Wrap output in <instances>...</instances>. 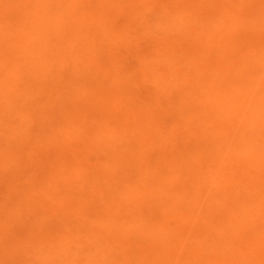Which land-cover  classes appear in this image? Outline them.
Instances as JSON below:
<instances>
[{"label": "rangeland", "instance_id": "obj_1", "mask_svg": "<svg viewBox=\"0 0 264 264\" xmlns=\"http://www.w3.org/2000/svg\"><path fill=\"white\" fill-rule=\"evenodd\" d=\"M263 13L0 0V264H264Z\"/></svg>", "mask_w": 264, "mask_h": 264}, {"label": "bare ground", "instance_id": "obj_2", "mask_svg": "<svg viewBox=\"0 0 264 264\" xmlns=\"http://www.w3.org/2000/svg\"><path fill=\"white\" fill-rule=\"evenodd\" d=\"M40 1H42V0H40ZM43 1H45V0H43ZM100 1H101V0H100ZM105 1H106V0H105ZM35 2H36V1H35ZM78 2H79V1H78ZM36 4H37V2H36ZM94 4H95V3H94ZM110 5H111V4H110ZM96 7H97V6H96ZM36 8H37V7H36ZM72 10H73V9H72ZM37 11H38V9H37ZM84 12H85V11H84ZM263 14H264V13H263ZM86 15H87V14H86ZM66 16H67V15H66ZM62 17H63V16H62ZM64 18H65V17H64ZM49 19H50V18H49ZM49 19H48V20H49ZM51 19H52V18H51ZM53 19H55V18H53ZM76 19H77V18H76ZM80 19H81V18H80ZM230 20H231V19H230ZM60 23H61V22H60ZM64 23H65V22H64ZM71 24H72V23H71ZM56 25H57V24H56ZM66 25H67V24H66ZM256 25H257V24H256ZM57 26H58V25H57ZM54 27H55V26H54ZM57 28H58V27H57ZM62 28H63V27H62ZM60 30H63V29H60ZM252 30H253V29H252ZM3 31H4V30H3ZM57 32H58V31H57ZM59 32H60V31H59ZM57 36H58V35H57ZM56 38H57V37H56ZM74 39H75V38H74ZM25 41H26V40H25ZM5 42H6V41H5ZM24 45H25V44H24ZM26 45H27V43H26ZM28 45H29V44H28ZM258 45H259V44H258ZM75 47H76V45H75ZM0 48H1V47H0ZM183 48H184V47H183ZM1 49H2V48H1ZM10 49H11V48H10ZM12 51H13V50H12ZM75 51H76V50H75ZM108 51H109V50H108ZM259 51H260V50H259ZM9 52H10V50H9ZM16 53H17V52H16ZM25 54H26V53H24V55H25ZM12 55H13V53L11 54V56H12ZM15 55H16V54H15ZM1 56H2V55H1ZM3 56H4V55H3ZM243 56H244V55H243ZM16 57H17V55H16ZM21 57H22V56H21ZM245 57H246V56H245ZM2 60H3V59H2ZM4 60H5V59H4ZM24 61H25V60H24ZM255 61H257V60H255ZM2 62H3V61H2ZM5 62H6V61H5ZM8 62H9V61H8ZM49 62H50V61H49ZM234 62H235V61H234ZM252 62H253V61H252ZM261 62H262V61H261ZM28 63H29V62H28ZM55 63H56V62H55ZM26 64H27V63H26ZM262 64H263V63H262ZM262 64H261V65H262ZM2 65H3V64H2ZM6 65H7V64H6ZM16 65H17V64H16ZM229 65H230V64H229ZM12 66H13V65H12ZM14 66H15V65H14ZM6 67H7V66H6ZM16 67H17V66H16ZM56 67H57V66H56ZM14 68H15V67H14ZM59 69H60V68H59ZM4 70H5V69H4ZM11 70H12V69H11ZM17 70H18V69H17ZM197 70H198V69H197ZM8 71H9V70H8ZM8 71H7V72H8ZM20 71H21V70H20ZM251 71H252V70H251ZM10 72H12V71H10ZM220 72H221V71H220ZM8 73H9V72H8ZM13 73H14V72H13ZM261 73H262V72H261ZM91 74H92V73H91ZM251 74H252V73H251ZM262 74H263V73H262ZM5 75H6V74H5ZM6 76H7V75H6ZM91 76H92V75H91ZM8 77H9V75H8ZM239 77H240V76H239ZM251 77H253V76L251 75ZM251 77H250V78H251ZM250 78H249V79H250ZM83 79H84V78H83ZM240 80H241V79H240ZM242 80H243V79H242ZM244 80H245V79H244ZM252 80H253V79H252ZM256 80H258V79H256ZM229 81H230V80H229ZM245 81H246V80H245ZM254 81H255V80H254ZM257 82H258V81H257ZM83 83H84V82H83ZM238 85H241V84H238ZM253 85H254V84H253ZM255 85H256V84H255ZM255 85H254V86H255ZM258 85H259V84H258ZM72 86H73V85H72ZM86 88H87V87H86ZM225 88H226V87H225ZM244 88H245V87H244ZM247 88H248V87H247ZM258 88H259V87H258ZM66 89H67V88H66ZM72 89H73V88H72ZM245 89H246V88H245ZM262 89H263V87H262ZM252 90H253V89H252ZM249 91H251V90L249 89ZM241 92H242V91H241ZM263 92H264V91H263ZM263 92H261V93L263 94ZM12 93H13V92H12ZM69 93H70V92H69ZM253 93H256V92H253ZM258 93H259V91H258ZM77 94H78V93H77ZM247 94H248V93H247ZM253 95H254V94H253ZM236 96H237V95H236ZM247 96H248V95H247ZM249 96H252V95H249ZM249 96H248V97H249ZM69 97H70V96H69ZM79 97H80V96H79ZM215 97H216V96H215ZM218 97H219V96H218ZM261 97H262V96H261ZM249 98H250V97H249ZM258 98H259V97H258ZM73 100H74V99H73ZM240 100H241V99H240ZM249 100H250V99H249ZM257 101H258V100H257ZM262 101H263V99H262ZM215 102H216V101H215ZM248 102H249V101H248ZM251 102H252V100H251ZM262 104H263V103H262ZM245 105H246V103H245ZM245 105H244V106H245ZM249 105H250V103H249ZM237 106H238V105H237ZM237 106H236V107H237ZM263 106H264V105H263ZM263 106H262V107H263ZM246 107H247V106H246ZM250 107H251V106H249V109H250ZM239 108H240V107H239ZM254 108H255V107H254ZM254 108H253V109H254ZM256 109H257V106H256ZM59 110H60V109H59ZM238 110H239V109H238ZM244 110H245V109H244ZM260 111H261V109H260ZM213 112H214V111H213ZM249 112H250V111H249ZM252 112H253V111H252ZM262 112H264V110H262ZM241 114H242V113H241ZM253 114H254V113H253ZM70 115H71V114H70ZM224 116H225V115H224ZM240 116H241V115H240ZM243 116H245V115H243ZM205 117H206V116H205ZM227 117H228V116H227ZM253 117H254V116H253ZM247 118H249V117H247ZM220 119H221V118H220ZM253 119H254V118H253ZM68 121H69V120H68ZM115 121H116V120H115ZM257 121H258V120H257ZM78 122H79V121H78ZM254 122H255V121H254ZM262 122H263V121H262ZM71 123H72V122H71ZM252 124H253V123H252ZM256 124H257V123H256ZM259 124H260V122H259ZM260 125H261V124H260ZM83 126H84V125H83ZM86 126H87V125H86ZM238 126H239V125H238ZM96 127H97V126H96ZM103 128H104V127H103ZM250 128H251V127H250ZM78 129H79V128H78ZM78 129H77V130H78ZM105 129H106V128H105ZM72 130H73V129H72ZM243 130H244V129H243ZM78 131H79V130H78ZM248 131H249V130H248ZM76 132H77V131H76ZM251 132H252V131H251ZM65 133H66V132H65ZM65 133H64V134H65ZM70 133H71V132H70ZM60 134L62 135V133H60ZM248 134H249V133H248ZM248 134H247V135H248ZM262 134H263V133H262ZM242 135H243V134H242ZM64 138H65V137H64ZM60 139H61V137H60ZM62 140H63V139H62ZM262 140H263V139H262ZM56 141H57V140H56ZM65 142H66V141H65ZM258 142H259V141H258ZM243 143H244V142H243ZM246 143H247V142H246ZM254 143H255V142H254ZM261 144H262V143H261ZM262 145H263V144H262ZM70 146H71V145H70ZM204 146H205V145H204ZM71 148H72V147H71ZM261 148H262V147H261ZM61 149H62V148H61ZM257 150H258V149H257ZM58 151H59V149H58ZM63 151H64V150H63ZM61 153H62V152H61ZM262 155H263V154H262ZM259 156H260V154H259ZM251 157H252V156H251ZM262 160H263V159H262ZM228 161H229V160H228ZM251 161H252V160H251ZM75 162H76V161H75ZM55 164H56V163H55ZM68 164H69V163H68ZM74 164H75V163H74ZM257 164H258V163H257ZM69 165H70V164H69ZM244 165H245V164H244ZM260 165H261V164H260ZM71 166H72V165H71ZM54 167H55V165H54ZM69 168H70V167H69ZM249 169H250V167H249ZM63 170H64V169H63ZM72 171H73V170H72ZM195 171H196V170H195ZM62 172H63V171H62ZM67 172H68V171H67ZM67 172H66V174H67ZM69 172H70V171H69ZM78 172H80V171H78ZM207 172H208V171H207ZM254 173H255V172H254ZM83 174H84V173H83ZM224 174H225V173H224ZM70 175H71V174H70ZM209 175H210V174H209ZM239 175H240V174H239ZM50 176H51V175H50ZM64 176H66V175L64 174ZM73 176H74V175H73ZM81 176H82V175H81ZM212 176H213V175H212ZM58 177H59V176H58ZM82 177H83V176H82ZM82 177H81V178H82ZM234 177H236V176H234ZM55 178H56V177H55ZM123 178H124V177H123ZM240 179H241V178H240ZM61 180H62V179H61ZM61 180H60V181H61ZM72 181H73V180H72ZM202 181H203V180H202ZM74 182H75V181H74ZM38 183H39V182H38ZM68 183H69V182H68ZM41 184H42V183H41ZM43 184H45V183H43ZM81 184H82V183H81ZM123 184H124V183H123ZM205 185H206V184H205ZM257 185H258V184H257ZM76 186H77V185H76ZM124 186H125V185H124ZM127 186H128V185H127ZM74 187H75V186H74ZM78 187H80V185H79ZM78 187H77V188H78ZM246 187H248V185H247ZM131 188H132V187H131ZM259 188H260V187L258 186V189H259ZM41 189H42V188H41ZM72 189H73V188H72ZM141 189H142V188H141ZM75 190H77V189H75ZM35 191H36V190H35ZM39 191H40V190H39ZM166 191H167V190H166ZM252 191H253V190H252ZM263 191H264V190H263ZM47 192H48V191H47ZM124 193H125V192H124ZM249 194H250V193H249ZM258 194H259V193H258ZM261 194H263V193H261ZM100 195H101V194H100ZM130 195H131V193H130ZM130 195H129V196H130ZM152 195H153V194H152ZM257 196H258V195H257ZM257 196H256V198L259 197V200H260V199H261L260 196H258V197H257ZM217 197H218V196H217ZM29 198H30V197H29ZM49 198H50V196H49ZM125 198H126V196H125ZM185 198H186V197H185ZM219 198H220V197H219ZM262 198H263V197H262ZM51 199H52V198H51ZM54 199H55V198H54ZM55 200H57V199H55ZM125 200H126V199H125ZM176 200H177V199H176ZM120 201H121V200H120ZM252 201H253V199H252ZM252 201H251V202H252ZM259 203H260V202H259ZM172 204H173V203H172ZM50 205H51V204H49V206H50ZM49 206H48V207H49ZM66 209H67V208H66ZM66 209H64V210H66ZM229 209H230V208H229ZM232 209H233V208H232ZM256 209H257V208H256ZM253 210H254V209H253ZM67 211H68V209H67ZM218 213H219V212H218ZM241 213H242V211H241ZM243 213H244V212H243ZM257 213H259V212L257 211ZM245 215H246V214H245ZM250 216H251V215H250ZM248 218H249V217H248ZM83 219H84V218H83ZM245 219H246V218H245ZM250 221H251V220H250ZM104 222H105V221H104ZM233 223H234V221H233ZM247 223H248V221H247ZM183 224H184V223H183ZM234 225H235V224H234ZM240 225H241V224H240ZM240 225H239V227H240ZM245 225H246V224H245ZM247 225H248V224H247ZM237 227H238V226H237ZM239 227H238V228H239ZM242 227H243V226H242ZM245 227H246V226H245ZM126 229H127V228H126ZM194 229H195V227H194ZM236 229H237V228H236ZM244 229H245V228H244ZM189 230H190V229H189ZM113 231H114V230H113ZM116 233H117V232H116ZM184 233H185V232H184ZM184 233H183V234H184ZM192 233H193V232H192ZM194 234H195V233H194ZM240 234H241V233H240ZM216 235H217V234H216ZM191 236H192V235H191ZM194 236H195V235H194ZM192 238H193V237H192ZM240 239H241V238H240ZM240 241H241V240H240ZM187 242H188V241H187ZM203 242H204V241H203ZM242 242H243V241H242ZM239 244H241V243H239ZM244 244H245V242H244ZM244 246H245V245H244ZM173 247H174V246H173ZM235 247H236V245H235ZM231 248H232V247H231ZM235 249H237V248H235ZM256 252H257V251H256ZM256 252H255V253H256ZM243 254H244V253H243ZM247 255H248V254H247ZM256 255H257V254H256ZM262 255H263V254H262ZM262 255H261V256H262ZM252 257H253V255H252ZM258 257H259V256H258ZM256 258H257V257H256ZM250 259H251V258H250ZM168 260H169V259H168ZM232 260H233V259H232ZM252 260H253V259H252ZM204 261H205V260H204ZM171 263H172V262H171ZM257 264H258V263H257Z\"/></svg>", "mask_w": 264, "mask_h": 264}]
</instances>
